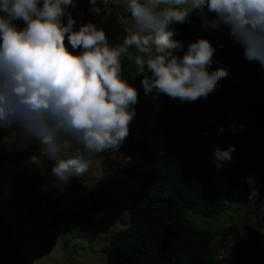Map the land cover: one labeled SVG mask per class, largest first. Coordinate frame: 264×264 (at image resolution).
I'll use <instances>...</instances> for the list:
<instances>
[{"label":"clouds","instance_id":"1","mask_svg":"<svg viewBox=\"0 0 264 264\" xmlns=\"http://www.w3.org/2000/svg\"><path fill=\"white\" fill-rule=\"evenodd\" d=\"M89 2L90 11H103L102 0ZM69 6L77 5L0 0V129L38 144L40 155L55 161L50 172L61 186L87 173L98 154L118 150L129 135L139 93L123 77V59L134 62L137 75L150 73L141 83L154 98L206 99L229 75L209 71L216 49L207 39L190 43L182 57L173 53L179 46L173 25L190 22L193 13L203 27H226L245 57L264 67V0H127L133 26L118 46H110L105 31L92 23L74 30ZM21 20L25 26L18 28L14 22ZM66 40L79 54L69 51ZM234 151L235 145L215 147L217 167ZM248 182L253 200L258 190L254 178Z\"/></svg>","mask_w":264,"mask_h":264},{"label":"trees","instance_id":"2","mask_svg":"<svg viewBox=\"0 0 264 264\" xmlns=\"http://www.w3.org/2000/svg\"><path fill=\"white\" fill-rule=\"evenodd\" d=\"M74 3L77 6H69L67 11L76 30L88 23L90 2L74 0ZM118 9L121 15L131 18L125 5ZM189 20L203 27L199 16L192 14ZM62 22L67 24V16ZM173 27L176 35L172 39L179 44L172 50L175 55L182 57L190 43L207 39L216 49L209 71L225 69L229 75L222 78L206 99L181 102L163 94L164 107L158 114L165 138L162 151L130 138L137 154L121 159L105 151L96 156L104 174L124 173L136 182L127 205L126 221L121 217L125 225L113 231L101 248L105 264H264V235L257 227L251 229L248 243L218 256L222 244L213 241L218 232L199 227L186 214L190 210L210 216L227 208L229 203L247 201L250 184L246 175L250 172L256 176L258 190V196L251 200L255 224L264 221V67L245 57L244 48L234 43L227 28L220 37L202 32L193 39L187 34L188 22ZM128 29L114 21L109 27L110 37L120 44ZM131 51L135 53V49ZM122 71L128 83L138 90V99L152 95L145 94L141 83L143 76L150 73L137 75L134 62L127 59L122 60ZM147 129L143 124L142 130ZM22 142L14 141L12 146ZM231 145H235L232 160L220 162L217 167L214 148L223 150ZM25 150L35 151L36 157L51 169V160L40 155L42 149L38 144L26 142L14 155ZM8 158L10 154H3L0 160ZM215 171L227 175L226 201L216 193L211 178ZM97 188L94 184L85 189L88 198L93 200ZM59 201L48 203L53 206ZM79 218L77 210H54L49 223L59 232L78 225Z\"/></svg>","mask_w":264,"mask_h":264},{"label":"rangeland","instance_id":"3","mask_svg":"<svg viewBox=\"0 0 264 264\" xmlns=\"http://www.w3.org/2000/svg\"><path fill=\"white\" fill-rule=\"evenodd\" d=\"M126 2L102 0L100 6L103 11L99 15L90 11L87 15L88 23L105 31L110 46L119 45L110 37L111 23L118 21L128 28L133 26L131 18L121 15L118 9V6L123 8ZM209 18H212V14H209ZM14 23L18 28L25 26L22 20ZM188 23L187 34L193 39L202 32L220 37L226 28L213 30L192 21ZM65 42L70 52L79 54L80 49L72 50L67 40ZM134 107L136 116L130 123L129 135L118 150H106L114 157L127 159L138 153L130 138L142 140L156 151L165 148L163 129L158 123V114L164 107L163 94L155 98L153 94L142 97ZM143 124L148 128L145 132L142 130ZM158 125L159 129L156 127ZM14 141H19L16 130L0 129V158L3 154H10V158L0 160V174L7 173L5 181L0 180V264H105V254L101 248L113 231L125 225L127 205L136 188L135 180L124 173L104 174L99 158L95 157L87 173L74 176L69 184L61 186L36 157L35 151L25 150L15 156L14 152L22 148L26 141L13 147ZM246 177L247 181L252 177L255 182L254 173L249 172ZM211 178L218 197L226 201L224 195L229 189L227 175L215 171ZM94 184L98 188L91 200L85 189ZM55 199L60 201L51 206L48 202ZM54 210H77L80 214L79 224L68 230L55 231L49 223V215ZM186 214L199 227L218 232L213 239L222 244L218 256L248 243L253 227L264 235V221L255 224L249 194L247 201L229 203L227 208L214 215L203 216L190 210Z\"/></svg>","mask_w":264,"mask_h":264},{"label":"crops","instance_id":"4","mask_svg":"<svg viewBox=\"0 0 264 264\" xmlns=\"http://www.w3.org/2000/svg\"><path fill=\"white\" fill-rule=\"evenodd\" d=\"M1 174H0V180H4L5 181V178L7 177V173H4L2 175Z\"/></svg>","mask_w":264,"mask_h":264}]
</instances>
